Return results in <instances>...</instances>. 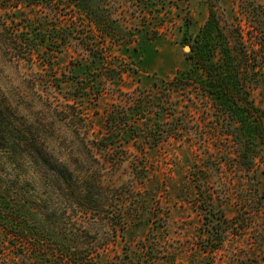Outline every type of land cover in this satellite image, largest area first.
Returning <instances> with one entry per match:
<instances>
[{"label": "trees", "instance_id": "16d2710c", "mask_svg": "<svg viewBox=\"0 0 264 264\" xmlns=\"http://www.w3.org/2000/svg\"><path fill=\"white\" fill-rule=\"evenodd\" d=\"M160 1L0 0V19L5 21L0 27V53L14 68L15 78L20 74L23 87L21 95L0 99V264H10L3 252L7 246L28 264H92L115 250L111 242L117 244L119 237L124 243L123 251L115 255L116 264H164L159 242L167 241L168 233L161 206L146 196L154 194L145 185L148 167L135 166V178L143 189L130 180L121 185L113 180L128 146L145 152L172 141L199 147L212 141L226 148L228 155L233 150L235 157L228 158L248 174L245 202L253 206L250 214H264V187L258 179L264 165V106L253 95L259 90L264 97V4L236 0L231 26L223 23L215 0L202 27L185 17L180 42L190 48L185 53L190 69L160 78L141 75L110 51L136 40L118 15L122 6L145 9L146 17L147 11L159 12ZM24 7H37L43 20L26 19L22 29L10 32L17 15H25ZM72 40L82 48L80 66L87 69V76L77 81L76 96L97 99L107 83L118 87L130 74L139 83L129 93L120 91L127 94L126 103L107 113L98 137L91 136L85 118L58 108L33 79L19 72L21 59L32 67L40 54L44 55L40 66L53 68L55 54ZM61 82L45 84L61 89ZM198 102L206 131L185 133L180 129L187 126L192 111H199ZM204 150L209 164L188 178L193 186L190 195H196L191 202L202 222L199 247L214 253L231 235L247 232L249 212L239 206L241 219L231 216L230 203H224L229 193L214 189L208 179L215 170L221 173L222 163L212 158L210 149ZM27 164L39 175L40 184L23 177L29 174ZM44 192L46 197L37 196ZM103 207L106 217L98 215ZM128 207L149 226L135 249L124 239L132 216Z\"/></svg>", "mask_w": 264, "mask_h": 264}, {"label": "rangeland", "instance_id": "374dc122", "mask_svg": "<svg viewBox=\"0 0 264 264\" xmlns=\"http://www.w3.org/2000/svg\"><path fill=\"white\" fill-rule=\"evenodd\" d=\"M215 1L219 6V12L222 14L223 23L228 26L235 24L233 17L237 14L236 0ZM256 3L264 4V0H256ZM210 4L211 0H162L158 6L159 12L153 11L152 14H149L147 11L146 17L143 16L145 9L123 5L118 15L122 17V23H126L128 28L133 31L136 40L130 45H115L110 51L113 55L124 58L130 63V67H133L135 71H139L141 75L172 78L177 74L188 71L190 63L187 61L185 53L189 52L190 49L186 51L180 42L184 20L185 17H192L198 27H202L210 17ZM24 8L27 10L25 15H17L19 18L16 24L9 29L10 32L12 29L16 30V28L22 29L25 26L26 19L33 22H36L37 19L43 20L44 16L37 7L32 10L28 7ZM1 16L3 17V15ZM0 20V27H3L4 18ZM7 23L8 25L5 24L6 28L11 25L10 21ZM74 41L72 40V43L63 46L61 52L55 54L53 68L40 66L42 57H44L43 54H40V58L35 57L32 67L21 59L18 64L19 72L21 75L33 79L37 84V89L49 97L58 108L85 118L92 132L91 136L98 137L105 129L107 113L114 106L126 103L127 94H121L120 91L129 93L139 83L134 75L130 74L126 75L125 80L118 87L107 83L104 93L97 99L76 96L75 94L79 93L77 81L81 77L87 76V69L80 66V60L84 52ZM14 72V68L6 60V56L4 57L0 53V99L2 102H5L6 98L13 93L15 95L23 93L20 74L15 78ZM94 73L102 74V72ZM57 77L62 81L61 89L45 84L47 81L60 82V79H56ZM253 95L256 101L264 106L263 94L256 90ZM198 106L199 111H192L194 115L187 119V126L181 128V131L189 134H200L201 131H206L205 121L202 120V104L198 102ZM211 142H205L204 147H199L195 143L172 141L160 147L147 148L145 152L138 151L133 146H128L129 152L122 157L121 164L114 173L113 180L116 185H121L130 180L133 181L135 188L143 189V186L135 178V166L140 167L144 163L148 167L145 185L148 189L153 190L152 193L154 194L146 196L157 200V204L161 206L160 215L164 219V227H166L168 233V240L159 242L161 245L160 255H163L161 263L264 264V214L256 216L250 214L249 209L253 210V206L249 207L245 202L246 197L249 196L247 195L246 185L248 174L246 171L236 168V162L228 158L229 156L235 157L233 150L228 155L226 148L222 145L214 146ZM206 148L210 149L213 159H218L222 163L221 173L215 170L208 179L214 189L224 188L223 191L229 193L224 203H230L227 207L231 216H238L237 219H241L239 206L241 208L246 207V211L249 212V214L245 213V215H249L247 232L238 236L231 235L225 241L224 246L214 253L203 252L199 247L197 239L202 222L198 211L191 202L196 195H190L193 186L188 178L194 170L205 169L206 165L209 164L207 162L208 155L204 150ZM225 154H227V157L222 156ZM27 170L29 174L23 177L40 184L39 175L28 164ZM6 172L5 169L2 173ZM258 179L260 181L259 186L264 187V165H261L258 170ZM221 181L225 187L220 184ZM244 185L245 187H243ZM45 195L47 194L44 192L43 195L37 196L44 198ZM220 196L224 197L225 195ZM213 197H217V195H213ZM106 210V207H103L101 211H98V215L102 214L104 216ZM126 210L132 216L128 218V230L125 232L124 239L131 248L135 249L139 239H142L148 232V221L137 216L136 210L131 211L130 207ZM97 228L102 229V226ZM1 238L0 246L3 242ZM121 239L119 237L117 244H114L116 243L114 241L111 242V247L115 250L110 249L106 256L91 263L116 264L119 262L115 255L123 251L121 245L124 242ZM16 251L18 253L22 252V250ZM3 252L10 264H28L25 263L26 261H22L23 259L20 258L21 260H19L17 256H14L15 249L11 246L5 247Z\"/></svg>", "mask_w": 264, "mask_h": 264}, {"label": "water", "instance_id": "95a60500", "mask_svg": "<svg viewBox=\"0 0 264 264\" xmlns=\"http://www.w3.org/2000/svg\"><path fill=\"white\" fill-rule=\"evenodd\" d=\"M189 49H190V48H189L188 46L185 47V50H186V51L189 50Z\"/></svg>", "mask_w": 264, "mask_h": 264}]
</instances>
